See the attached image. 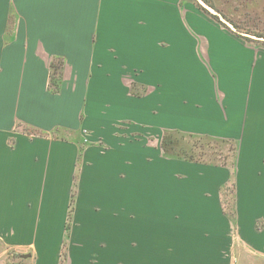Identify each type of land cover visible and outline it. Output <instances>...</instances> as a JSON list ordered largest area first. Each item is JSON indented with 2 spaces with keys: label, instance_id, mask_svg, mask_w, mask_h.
Wrapping results in <instances>:
<instances>
[{
  "label": "crops",
  "instance_id": "crops-1",
  "mask_svg": "<svg viewBox=\"0 0 264 264\" xmlns=\"http://www.w3.org/2000/svg\"><path fill=\"white\" fill-rule=\"evenodd\" d=\"M242 37L192 0H0V264H61L77 174L67 264H264V48ZM173 132L238 146L236 224L232 171L166 155Z\"/></svg>",
  "mask_w": 264,
  "mask_h": 264
},
{
  "label": "rangeland",
  "instance_id": "rangeland-1",
  "mask_svg": "<svg viewBox=\"0 0 264 264\" xmlns=\"http://www.w3.org/2000/svg\"><path fill=\"white\" fill-rule=\"evenodd\" d=\"M218 8L217 10L227 21L232 23L234 26L235 22L237 26L240 28L238 29L241 33L248 34L250 36L257 37L259 39L248 38L245 37L244 41H246L249 45L253 46L255 50H259L264 48V0H211ZM195 4V2L193 1ZM220 21V20H219ZM221 22V21H220ZM220 25H222L220 23ZM223 28L227 29L224 25ZM236 27V26H235ZM263 39V40H262ZM200 45V40H198ZM175 139H181L180 141L183 142L182 137H174ZM187 140H185L186 142ZM230 144L233 142L229 141ZM186 143H193V142H186ZM199 146L205 145V149L207 152L204 154L203 157L200 152H197L196 155L200 154L201 159L204 162L218 164V165H231L234 161V152L232 151V146L228 145L227 143L221 142H214L210 144L199 143ZM198 157V156H197ZM237 162V160H236ZM230 169V166L227 167ZM232 169V168H231ZM230 169V170H231ZM236 177V166H235V176L234 182ZM236 185V183H235ZM235 193H236V186H235ZM226 194V195H225ZM224 199L228 207L227 211L231 213L232 208L234 207V186L231 181L227 184L226 190L224 192ZM231 220V219H230ZM233 223L236 224V221ZM240 244L239 242L235 241V245ZM237 247V246H236ZM255 258L245 257L242 260L234 259L232 260L231 264H244L246 261L247 264H258L255 261ZM11 262V260L9 261Z\"/></svg>",
  "mask_w": 264,
  "mask_h": 264
},
{
  "label": "trees",
  "instance_id": "trees-1",
  "mask_svg": "<svg viewBox=\"0 0 264 264\" xmlns=\"http://www.w3.org/2000/svg\"><path fill=\"white\" fill-rule=\"evenodd\" d=\"M192 1H194L196 3L195 0H192ZM205 1L209 5L214 7L215 9L219 10V8L213 2H211V0H205ZM200 9L205 11L201 7H200ZM212 17L215 20H217L219 23H221L219 21L218 17H215V16H212ZM233 23L235 24L236 28H238V29L240 28L239 26H237V24L235 22H233ZM221 24L224 25L223 23H221ZM63 70H64V61L62 59H54L52 62V65H51V78H50V89L54 93H58L61 90ZM174 137H182V140L183 139L184 140H183V142H181L180 141L181 139H175ZM185 140H187L186 142H193V143L188 144L185 142ZM216 141L221 142V143H227L228 145L232 146V151L234 152V161L231 165H218V164L208 163V162L202 161V159L200 158L201 155L203 157L205 156L204 154L207 152V150H206L207 148L205 149V145L199 146L197 144H199V143L210 144V143H214ZM162 148L164 149V152L166 153V155L174 157V158L184 159L187 161L197 162V163L217 165V166H222V167H229L230 166V169L232 168L231 169L232 176H231L230 181L234 186V207L232 208L231 213H229L227 211L228 207H226L227 204H226V201L224 199V192L226 190L227 185H225L222 188V205H223L224 213L226 214V216L235 222L236 221V207H235V205H236L235 204L236 203L235 186L236 185L234 182V176H235V166H236V160H237L238 146L235 143L230 144L229 140H218V139H214V138L207 137V136H204V137L192 136V135L187 136V135H183L179 132H173V133H166L164 135L163 140H162ZM197 152H200L201 155L200 154L196 155ZM80 162H81V156H80ZM78 171H79V169H78ZM78 177H79V175L77 174L76 180H75L74 192H73L72 200H71V204H70L69 220H68V224L66 226V238H65V242H64V249H63V253H62L61 264H67V259H68L67 248H68V240H69L70 232H71V222H72L73 213H74V204H75V198H76V187H77Z\"/></svg>",
  "mask_w": 264,
  "mask_h": 264
},
{
  "label": "water",
  "instance_id": "water-1",
  "mask_svg": "<svg viewBox=\"0 0 264 264\" xmlns=\"http://www.w3.org/2000/svg\"><path fill=\"white\" fill-rule=\"evenodd\" d=\"M195 1L207 13H209L212 16L218 17V19L221 21V23H223L227 28H229L234 33L242 35L243 37H248V38L250 37V38H254V39H259V38L254 37V36H250L248 34L241 33L232 23L227 21L214 7L209 5L205 0H195Z\"/></svg>",
  "mask_w": 264,
  "mask_h": 264
}]
</instances>
